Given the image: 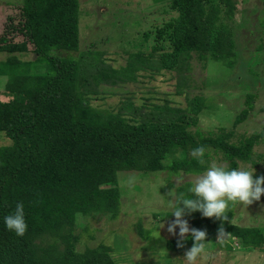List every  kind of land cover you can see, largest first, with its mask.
<instances>
[{"label": "trees", "instance_id": "obj_1", "mask_svg": "<svg viewBox=\"0 0 264 264\" xmlns=\"http://www.w3.org/2000/svg\"><path fill=\"white\" fill-rule=\"evenodd\" d=\"M169 1L175 15L157 28L156 36L163 32L161 45L153 47L162 51L156 59L133 53V68L139 69L136 62L141 61L150 70L174 71L178 92L193 54L232 68L237 61L230 22L235 0ZM21 6L18 20H12L35 56L0 59V75L20 79L16 87L6 88V100L0 98V141L8 140L0 143V264H116L106 244L76 250L74 227L78 211L116 217L119 171L198 172L205 166L190 153L201 145L205 157L211 150L226 160L247 161L264 136L263 126L238 143L230 141L233 128L252 109V95L232 128L214 136L192 131L204 108L200 95L186 97L184 108L165 103L143 111L127 101L116 112L91 106L90 94L121 77L94 48L73 57L59 54L79 50V1L23 0ZM260 24L264 27V16ZM31 75L43 77L37 86ZM189 187L190 182L179 184L176 192L191 198ZM18 202L28 226L22 237L4 223ZM186 213L204 217L200 211ZM223 227L245 248L261 247L263 228L230 221ZM178 240H167V248L178 247Z\"/></svg>", "mask_w": 264, "mask_h": 264}, {"label": "rangeland", "instance_id": "obj_2", "mask_svg": "<svg viewBox=\"0 0 264 264\" xmlns=\"http://www.w3.org/2000/svg\"><path fill=\"white\" fill-rule=\"evenodd\" d=\"M23 0H0V59L16 55L22 60L34 58L32 46L17 30L16 22ZM79 1V50L61 51L64 56H78L81 51L94 48L100 58L114 70L115 83L101 85L89 95L91 106L116 112L122 102L132 103L143 111L158 110L167 103L184 108L186 97L200 95L204 108L192 131L214 136L223 129L232 128L237 114L247 107V96L252 95V109L245 119L233 128L230 138L238 143L240 138L264 126V0H235L230 22L237 47V61L232 68L219 62H204L193 54L186 70L185 84L176 87L178 79L174 71L150 70L138 61L136 70L129 63L133 53L155 55L154 46L161 45L163 32L157 34L165 20L174 11L169 0H78ZM145 33L149 36L144 38ZM166 49L169 46H165ZM75 58V57H74ZM146 59L144 61H152ZM141 65V66H140ZM116 74V73H115ZM115 74L112 75L115 76ZM30 77V76H29ZM42 76L31 75L30 82L37 86ZM19 78L0 75V98L6 100V88L18 85ZM186 94H185V92ZM156 106V107H155ZM127 113H125L126 115ZM127 116V115H126ZM2 138L0 143H7ZM205 168L198 172L170 173L161 171L141 172L122 170L117 173L120 190L119 211L111 219L104 213H76L74 234L78 235L76 250L106 244L116 264H186L185 252L193 245L190 233L183 240L186 247L167 248V240L179 238L168 232L167 227L175 219L174 198L179 184L190 182L202 174L212 160L231 168L255 169L253 177L264 176V136L254 145L249 160H226L219 152L209 150ZM179 155V153L177 154ZM166 160L165 162H167ZM228 220L242 227L263 228V242L258 249L245 248L241 240L230 237L224 245L217 243V232L225 221L201 215L185 214L190 228L206 230V253L196 264H264V194L259 201L246 206L230 203ZM163 224V227H159ZM228 233V232H227Z\"/></svg>", "mask_w": 264, "mask_h": 264}, {"label": "clouds", "instance_id": "obj_3", "mask_svg": "<svg viewBox=\"0 0 264 264\" xmlns=\"http://www.w3.org/2000/svg\"><path fill=\"white\" fill-rule=\"evenodd\" d=\"M206 149L203 145L194 148L190 155L199 164L204 165ZM255 169L249 171L246 168L229 169L224 164L212 160L206 170L196 175L190 181L188 192L191 198L184 192L170 191L169 195L174 198L175 205L172 211L175 219L167 227L168 232L176 235L177 226L179 237L177 244L183 247V240L190 233L194 243L185 252L186 264H196L198 258H203L206 253L207 232L197 228H190L189 223L183 217L194 211H200L204 217H215L218 220H228L230 203L250 205L259 201L264 194V176L253 177ZM8 230L14 231L16 235L23 236L27 230L25 221L24 205L18 202L15 212L4 218ZM159 227H163L161 224ZM231 233H227L221 223L217 232V243L224 245L230 239Z\"/></svg>", "mask_w": 264, "mask_h": 264}]
</instances>
